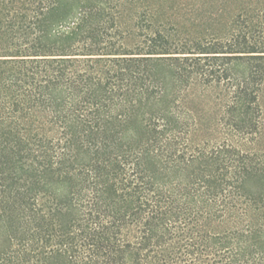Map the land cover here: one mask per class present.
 <instances>
[{
  "label": "trees",
  "instance_id": "16d2710c",
  "mask_svg": "<svg viewBox=\"0 0 264 264\" xmlns=\"http://www.w3.org/2000/svg\"><path fill=\"white\" fill-rule=\"evenodd\" d=\"M0 264H264V0H0Z\"/></svg>",
  "mask_w": 264,
  "mask_h": 264
}]
</instances>
